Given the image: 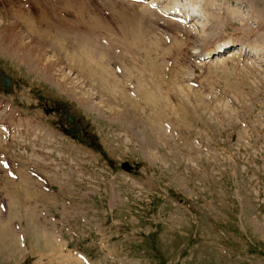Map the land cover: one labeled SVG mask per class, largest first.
<instances>
[{
  "label": "rangeland",
  "instance_id": "obj_1",
  "mask_svg": "<svg viewBox=\"0 0 264 264\" xmlns=\"http://www.w3.org/2000/svg\"><path fill=\"white\" fill-rule=\"evenodd\" d=\"M20 1L0 0V37L39 51L30 34L46 27ZM76 2L87 23L60 12L47 32L53 47L35 55L53 76L0 53V73L13 79L11 92L0 85V107L10 100L18 111L12 128L0 117V160L19 165L0 168V264H81L58 254L65 244L88 264H264V0H185L197 2L190 36L149 9ZM233 37L245 54L195 64L200 50ZM78 49L107 80L87 76ZM111 84L127 87L137 106L125 103L128 115ZM138 86L154 102L139 101ZM84 92L97 108L80 103Z\"/></svg>",
  "mask_w": 264,
  "mask_h": 264
},
{
  "label": "bare ground",
  "instance_id": "obj_2",
  "mask_svg": "<svg viewBox=\"0 0 264 264\" xmlns=\"http://www.w3.org/2000/svg\"><path fill=\"white\" fill-rule=\"evenodd\" d=\"M67 1H69L70 3H68ZM76 1L77 0H21L19 2L20 4H17V5L18 6H22L23 9H25V6H26L27 8H30V9L34 8V9L38 10L36 12L37 14H32L31 16H33L35 19H37V17H38V21H39L38 23L40 25L46 27V29L43 31V33H35V30H32V32L30 34L31 35V37H30L31 38V42L35 43V44H38V46L40 47V50L39 51L37 50L36 45L34 47H31L30 43H27V42H25L23 44L22 43L17 44L16 42H13L12 40L10 41V38L7 35H4V36L0 37V53L2 54V56L4 54L5 55H9L10 57L16 56L18 60L24 61L30 67L29 68L30 70H32V71L35 70L36 72H38L39 73L38 75L41 76V77H43L42 75L53 76V73L51 72V70H48V71L44 72L42 67L35 63V59H36L35 55H37L38 58H41V57H43L42 55L45 52V48L47 46H52L53 47V45H52L53 43L51 44L50 42L56 41V39L54 37V34L47 33V32H48V30H52L51 24H52L54 18H56V16L58 14H60V12L72 13V18L74 20L76 18V19H78V20H80L82 22V20L84 19L85 20L84 22L87 23L86 20H87V17L89 16V11H87V7H86L85 4H83L81 2H76ZM151 2H155L156 3L157 8L159 9L157 11L158 14H160V13L162 14L163 12H169V11L174 10L176 8L179 9L174 4H172L174 6H171L169 8V7H163V6L161 7V5H159L160 1H157V0H152ZM108 4H111V2L108 3ZM212 5H214V4L212 3ZM131 6H132V4H131ZM141 8H144V7H141ZM179 11L181 12V9H179ZM23 14H29V13H27V11L25 10V12H23ZM91 15H92V13H91ZM51 17H53V19ZM92 17H94V16H92ZM96 19H97V17H96ZM71 21L72 20H70V23H71ZM86 23H84V24H86ZM32 25H33V23H31V26H29L28 28H31ZM34 35H36L37 39L35 38ZM206 35H208V34H206ZM206 35H204L203 39L204 40L208 39V41H209V37H208L209 35L208 36H206ZM72 36H75V35L73 34ZM47 38H49L50 41H43V40H48ZM218 42H220V41H218ZM218 42H216L214 44L215 47L212 49V51L208 50L209 48L212 47V46H209L207 49L204 50V53H201V56H203V58L204 57L207 58V57H209V55L219 53V51H220V49L222 47L223 48L228 47V46L230 47V46H232L234 44V43L233 44L231 43L232 41L220 42V43H218ZM247 46H248V44H247ZM239 47H240V49H239V53L238 54L240 55L241 52H243L244 50H243V47H242L241 44L239 45ZM252 49L256 50L255 52H257V53L261 52V49H255L254 47H252ZM37 51H38V53H37ZM88 51L89 50H87V49H80V50L78 49V52H77L76 55L78 56L77 63H79V64H77V65H79L81 67V69L86 70L87 76L91 77V75H93V78H95L94 80H97L98 76L101 78L102 81L103 80L104 81L107 80L108 76H105V75H107L109 73L108 70L102 68L100 64H97L96 63L97 62L96 58H93V55H92V57L89 56V54H87ZM245 51H246V49H245ZM236 54H234V55H236ZM152 65H154V64H152ZM48 78L51 81L52 80L57 81V80H55L53 78H50V77H48ZM58 81H59L58 83H61V84L64 83L65 84L64 86H67V84L64 81H62L61 79H58ZM138 81L141 82L139 79H138ZM101 82L98 83V88L100 90H102ZM111 86H112L113 92L118 93V95L120 96L118 98H120L122 101L121 100H119V101L122 102L123 106H125L124 110H126L125 111L126 113L128 111H130L129 110L130 107L127 106L125 103H127V104L129 103L133 108L136 106L134 100H132L130 98V96H128V92H127L128 89H127L126 86L117 87L116 85H113V84L108 85V88H109L108 92L113 97H114V95H113V93L111 91V88H110ZM139 87L140 86H138V90H136L137 87L134 88V93H136L135 96H137L138 99L140 97L144 101V102L141 101L142 103L149 102V101L154 102V100L151 99V95H150L151 93L146 92V90H144L145 88L143 86H141L140 89H139ZM103 88H105L104 85H103ZM71 92L72 93H70V92H68V93L74 94L75 96H77V93H74L73 91H71ZM99 93H100V91H99ZM88 95L89 94L87 92H84L81 95H79V97L82 98V99L79 98L80 103L83 106H86V107H87V105H89V107L97 108L98 104H96L93 101V99H91V97L88 96ZM139 101H140V99H139ZM117 102H118V100H117ZM121 115H122V113L121 114H117L116 113V116H121ZM123 115H125V113H123ZM127 115H128V113H127Z\"/></svg>",
  "mask_w": 264,
  "mask_h": 264
},
{
  "label": "water",
  "instance_id": "obj_3",
  "mask_svg": "<svg viewBox=\"0 0 264 264\" xmlns=\"http://www.w3.org/2000/svg\"><path fill=\"white\" fill-rule=\"evenodd\" d=\"M123 167L125 168V164L123 165Z\"/></svg>",
  "mask_w": 264,
  "mask_h": 264
}]
</instances>
